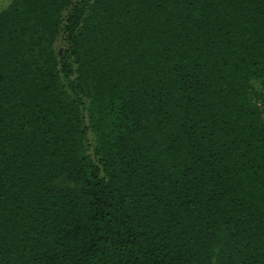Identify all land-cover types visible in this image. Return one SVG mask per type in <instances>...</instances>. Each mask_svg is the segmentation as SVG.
Returning a JSON list of instances; mask_svg holds the SVG:
<instances>
[{
  "label": "trees",
  "instance_id": "1",
  "mask_svg": "<svg viewBox=\"0 0 264 264\" xmlns=\"http://www.w3.org/2000/svg\"><path fill=\"white\" fill-rule=\"evenodd\" d=\"M0 264H264V0L0 9Z\"/></svg>",
  "mask_w": 264,
  "mask_h": 264
},
{
  "label": "rangeland",
  "instance_id": "2",
  "mask_svg": "<svg viewBox=\"0 0 264 264\" xmlns=\"http://www.w3.org/2000/svg\"><path fill=\"white\" fill-rule=\"evenodd\" d=\"M11 1L12 0H0V9H5L11 3Z\"/></svg>",
  "mask_w": 264,
  "mask_h": 264
}]
</instances>
